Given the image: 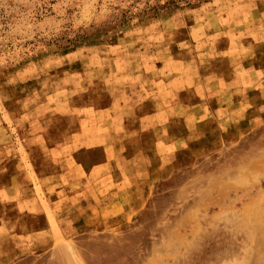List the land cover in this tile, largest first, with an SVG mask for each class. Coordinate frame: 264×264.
Returning <instances> with one entry per match:
<instances>
[{
	"label": "rangeland",
	"instance_id": "374dc122",
	"mask_svg": "<svg viewBox=\"0 0 264 264\" xmlns=\"http://www.w3.org/2000/svg\"><path fill=\"white\" fill-rule=\"evenodd\" d=\"M145 2L0 0V264H264V0ZM155 106L131 189L111 192L125 207L56 208L71 220L49 238L30 193L59 167L47 147Z\"/></svg>",
	"mask_w": 264,
	"mask_h": 264
},
{
	"label": "crops",
	"instance_id": "0c3cea01",
	"mask_svg": "<svg viewBox=\"0 0 264 264\" xmlns=\"http://www.w3.org/2000/svg\"><path fill=\"white\" fill-rule=\"evenodd\" d=\"M154 108L153 113L144 117L135 116L125 110L121 113L102 110L98 115V123L87 125L80 122L65 143L47 147L50 160L59 167L53 172L51 170L46 173L38 184L34 183L30 193L34 194L37 190L45 193L44 199L40 197L36 199L37 202H43L46 207L45 213H41L45 214L47 219L49 238L54 240L59 238L54 234V225L71 220L69 216H59L55 211L56 208L59 210L63 206H96L101 215L107 214L108 217H113L115 210L125 207L123 203L116 201L117 198L111 199V192L131 189L130 176L133 172L130 169V152L133 144L139 142L143 135L152 133L150 129L163 126V123L161 121L158 123L155 117L158 106ZM174 141L170 142L171 147L180 144V141ZM95 149L101 154V159L97 163L85 167L83 163L75 161L78 153ZM139 149L140 147H136L137 151ZM159 151L162 153L161 148ZM138 158L135 156V159ZM65 161L66 166H64ZM138 173L143 175L140 170ZM14 187L17 192L22 190L21 186ZM88 198L93 199L94 203L83 202ZM13 199L20 201L17 195Z\"/></svg>",
	"mask_w": 264,
	"mask_h": 264
},
{
	"label": "trees",
	"instance_id": "16d2710c",
	"mask_svg": "<svg viewBox=\"0 0 264 264\" xmlns=\"http://www.w3.org/2000/svg\"><path fill=\"white\" fill-rule=\"evenodd\" d=\"M138 1H142V0H138ZM163 0H154V4L152 6H150L148 4V0H146L145 2V8H144V12H142V14H146V12H150V11H154L155 10H161L163 8H165L166 6L172 5L174 7H178L180 6V4H184L185 6H190V0H165V3L163 5H160L159 2H161ZM208 0H196L197 3H205ZM128 21L127 18V13H123L121 15V20H120V24H126Z\"/></svg>",
	"mask_w": 264,
	"mask_h": 264
}]
</instances>
